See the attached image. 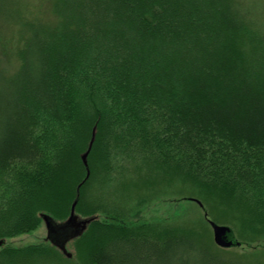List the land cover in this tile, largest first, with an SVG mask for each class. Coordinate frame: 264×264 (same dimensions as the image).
Instances as JSON below:
<instances>
[{"label":"trees","instance_id":"16d2710c","mask_svg":"<svg viewBox=\"0 0 264 264\" xmlns=\"http://www.w3.org/2000/svg\"><path fill=\"white\" fill-rule=\"evenodd\" d=\"M135 160L264 234V0H0V264H264L95 201Z\"/></svg>","mask_w":264,"mask_h":264},{"label":"rangeland","instance_id":"374dc122","mask_svg":"<svg viewBox=\"0 0 264 264\" xmlns=\"http://www.w3.org/2000/svg\"><path fill=\"white\" fill-rule=\"evenodd\" d=\"M9 65L13 67L15 65L14 61ZM115 171L114 182L111 183L109 189L105 192L94 193L95 201L102 202L105 206L116 210L124 218L131 219L135 224H141L142 222H163V224H167L169 221L179 217L180 220L177 221L179 223L173 224H185L192 230L203 233L201 238L203 241H205L204 239L207 236L215 244L212 227L206 221L204 222L201 208L194 203L189 204L190 201L185 200L195 198L203 202V193H201L199 188L191 183L184 182L181 178L176 177L175 174L173 176L171 174L168 175L163 170L154 165L150 166L143 160L126 162L120 166L117 165ZM177 204H183L186 210L177 212ZM204 206L212 221L220 225L230 226L233 229V233L236 232L234 237L237 234L238 240L241 239L240 241L244 240L243 242H251L252 244L249 247L223 249H233L234 253L241 254L242 252L253 251L251 247L258 244L264 245V234H253L251 230V232L245 231L246 226L239 224L234 219L237 214L234 210L226 209L224 206H215L214 209L211 208V211L207 203ZM47 234V226L42 224L35 231L9 238L6 242L14 247H23L43 242ZM70 249L74 251V247H70ZM56 255L42 258L43 264H72L65 258L66 255ZM263 256L264 254H258L254 257L262 258Z\"/></svg>","mask_w":264,"mask_h":264},{"label":"water","instance_id":"95a60500","mask_svg":"<svg viewBox=\"0 0 264 264\" xmlns=\"http://www.w3.org/2000/svg\"><path fill=\"white\" fill-rule=\"evenodd\" d=\"M89 150L83 154L82 159L84 161V164L87 166L88 168V162H87V156H88ZM88 175H89V171H88ZM189 200L195 201L196 203H198L202 208H204L203 203L195 198H189ZM75 205L76 202L73 204L72 207V214L69 218V220L62 225V229L64 230V232L69 235H75L78 234V232L81 230H84L87 226V219L81 220L78 219L77 216L74 215V209H75ZM205 218L208 221V223L210 224V226L212 227L213 230V240L215 242V244L221 248H230V247H234V246H240L241 242L236 240L234 237V233H233V229L230 226L227 225H220L215 223L214 221H212L209 216L207 211H205ZM45 223L47 226V230H48V237L50 236V231L52 228V225L50 224V222L45 219ZM71 228L73 230H71ZM63 244H59V246L62 248L63 252L70 257L71 254L68 253L66 247H65V242L62 241ZM59 243V242H58Z\"/></svg>","mask_w":264,"mask_h":264},{"label":"flooded vegetation","instance_id":"af4514ba","mask_svg":"<svg viewBox=\"0 0 264 264\" xmlns=\"http://www.w3.org/2000/svg\"><path fill=\"white\" fill-rule=\"evenodd\" d=\"M71 230H73V229L71 228Z\"/></svg>","mask_w":264,"mask_h":264}]
</instances>
